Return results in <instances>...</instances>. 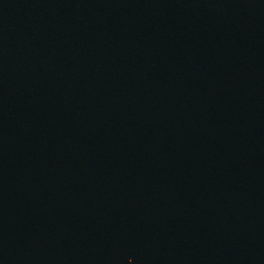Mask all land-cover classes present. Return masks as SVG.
Segmentation results:
<instances>
[{"label":"water","instance_id":"95a60500","mask_svg":"<svg viewBox=\"0 0 264 264\" xmlns=\"http://www.w3.org/2000/svg\"><path fill=\"white\" fill-rule=\"evenodd\" d=\"M161 264H264V0H100Z\"/></svg>","mask_w":264,"mask_h":264}]
</instances>
